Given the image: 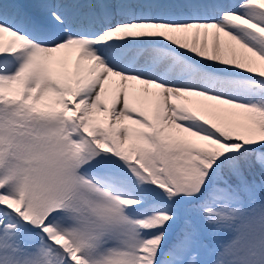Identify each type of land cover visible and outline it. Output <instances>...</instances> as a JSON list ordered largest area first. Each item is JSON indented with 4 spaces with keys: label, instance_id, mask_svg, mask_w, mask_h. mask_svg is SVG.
<instances>
[{
    "label": "rangeland",
    "instance_id": "obj_1",
    "mask_svg": "<svg viewBox=\"0 0 264 264\" xmlns=\"http://www.w3.org/2000/svg\"><path fill=\"white\" fill-rule=\"evenodd\" d=\"M70 1L73 3L68 4ZM70 1L23 0L25 13L12 14L5 10L8 7L3 9L14 18L29 14L59 30L51 33V28L44 30L37 25L51 41L36 45L45 49L42 51L0 31V55L8 54L10 58L0 61V101L18 100L21 106L30 107L29 112L36 113L33 118L26 112L9 113L5 117L0 108V140L8 137L12 150L11 155L7 152L0 157L3 190L12 198V205L17 199L24 203L23 210L30 221H20L17 210L0 215V264H77L78 257L72 250L78 249L84 251L92 264H137L142 241L137 225L145 228L156 224L139 204L125 203L119 195L96 185L95 181L104 173L118 178L124 175L131 186L138 185L145 194L157 195L171 203L180 217H184L185 211L179 197L191 200L204 189L192 152L169 147L166 159L162 160L163 172L156 157L149 158L151 163L144 161L148 173L166 188L174 189L177 199L148 183L146 174L138 169L131 170L134 173L122 170L113 156L94 157L93 145L60 113L74 115L82 123L92 120L114 130H125L139 122L138 114L133 111L137 106L143 112L155 108L160 115L158 130L192 141L212 138L189 126H186L188 133L182 136L164 125L167 122L165 106L170 110L173 123L183 122L175 118L176 111L187 107L240 135L256 132L255 123L250 121L252 114L263 116L264 121V106L249 94L247 87H240L230 79L219 80L218 74L264 73V22L253 17L243 5L250 2L264 6V0L212 1L204 3L203 7L196 4V8L190 1H181L182 13L176 5L164 6L165 0H130V5L126 6L130 14L140 13L142 18L156 20L143 19L131 25L128 22L118 32H114L115 27L110 31L100 27L103 20L99 19V12L106 2L113 0L102 3L90 0L88 4L93 2V6L94 3L98 6L95 11L91 10V4L86 7V24L89 25L88 20L96 13L98 21L94 25L98 24L102 37L95 42L96 33H90L85 26L86 34L71 35L73 42L56 47L54 44L72 34L68 28L76 27V21L84 19L81 16L84 9L79 4L86 0ZM149 4L155 6L150 8ZM121 13L118 7L114 14ZM0 27L4 31L9 29L6 25ZM101 72L105 74H99ZM118 73L152 83L149 87L138 83L125 85ZM98 78L106 83L108 94L101 103L87 102L82 95L93 88ZM195 88L211 97L195 94L189 97L192 94L188 90ZM62 89L66 91L61 92ZM166 89H170L167 96ZM121 94L125 105L113 111L112 105ZM44 108L53 112L50 118L40 120L38 111ZM2 123L8 127H2ZM129 133L132 136L128 142L134 146L135 133ZM20 138L21 144L15 143ZM119 141L118 146H123ZM128 156L132 157L133 153L122 155L126 161H133ZM259 161L264 162V154L259 155ZM136 199L140 202L141 197ZM233 199L213 210L221 222L211 228L205 226L203 230L196 228L198 241L187 240L184 244L188 250L183 253V260L174 264H264V207L252 206V201L238 203ZM125 207L140 214L137 218L125 217L121 212ZM48 218L49 225L39 230L35 224ZM201 222L210 223L203 219ZM53 226L62 234L56 242L44 236ZM203 232L210 234L214 242L212 249L204 244Z\"/></svg>",
    "mask_w": 264,
    "mask_h": 264
},
{
    "label": "trees",
    "instance_id": "obj_2",
    "mask_svg": "<svg viewBox=\"0 0 264 264\" xmlns=\"http://www.w3.org/2000/svg\"><path fill=\"white\" fill-rule=\"evenodd\" d=\"M262 15L264 17V12H262ZM248 84L250 85L251 94H254L261 101V104H264V75L251 78ZM183 114L185 119L190 121L195 127L209 131L217 138H224L227 141L238 143V148L235 151H227L212 143H191L189 141L174 139L166 134L160 136L157 132L152 134V138L147 140L146 145L154 148L175 143L196 149L198 151L200 170H202L203 175L202 180L205 181L207 189L211 188L212 190L224 184L223 178L227 177L226 171H229L230 167L241 168L243 174L246 172L249 182L242 183L237 179H229L226 184L228 191L245 194V186H251L250 184L264 185V173L256 165L254 162L255 158L253 157L255 148L264 145V128L262 126L259 127L257 133L242 134L240 136L234 135L229 131L224 132L220 128L215 127L214 124L208 125L204 120L188 112H184ZM130 130H134L135 134L140 133V131H135V129ZM259 192L260 194H264V189L259 188ZM184 203V217H180L174 208L171 209L172 207L169 208L167 205L166 207H162L163 212L167 213L165 216L157 214L158 210H156L153 204L147 206L148 208L151 207L153 214H156L159 221L168 219L170 216L172 220L167 223L166 227L158 228L155 233H152L146 239L147 243L141 245L140 255L138 256L140 257V264H146V260L150 263L155 261V264H170L175 256H180L181 252L184 251L185 246L183 243L191 233L195 232V227L201 230L204 229L206 224L201 222L202 219L209 220L210 224L213 223L215 213L211 212L210 206L220 203V201L206 190L201 198L184 201ZM81 264L89 263L85 257H82Z\"/></svg>",
    "mask_w": 264,
    "mask_h": 264
},
{
    "label": "bare ground",
    "instance_id": "obj_3",
    "mask_svg": "<svg viewBox=\"0 0 264 264\" xmlns=\"http://www.w3.org/2000/svg\"><path fill=\"white\" fill-rule=\"evenodd\" d=\"M107 17L108 18L106 19V22H105V25H104L103 28L106 29V26H109L108 29L116 27V28H114V32L120 31V29L123 26V22L126 21V20H129V19H133V20L140 21V22H142L143 19H147L149 22L156 20L154 17L142 18V15H140V13H135L133 15H126V14H123L122 13L118 17H115V16H107ZM21 20L22 21H19L18 22V25L26 28L27 27L26 20L23 17L21 18ZM2 21H4V22H2ZM5 21H7V23ZM12 21L13 20H9L8 21L7 19L0 17V24L1 25H4V26L7 25V27L13 29V27L14 26H17V24L15 22H12ZM4 29H5V27H4ZM0 31H2L4 33H7L8 35H12V34L6 32V31H4L1 28H0ZM23 35H27V34H23ZM12 36H14V35H12ZM18 36L24 39L23 36H21V35H18ZM15 38H16V36H15ZM21 38H19V39L22 42H24L25 44L27 43V44H29L32 47L34 46L37 51L45 50V49L36 47L31 42L29 43L28 41H25V40H23ZM38 40L39 39L36 40V39H33L32 38V42H37ZM126 70H129V69H126ZM100 71H102V69ZM148 73L149 72H147L145 74H148ZM99 74H105V73L104 72H101ZM117 76L122 79V83L125 84V85H128V84H131L132 85L133 83H138V84H142L143 86L149 87L150 86V83H152V82H149V81H146V80H142V79L136 78V77L124 76V75H121V74H119ZM103 83H104V80L98 78V80L95 83V85L93 86V88L92 89H89L87 92H85L82 95V98L83 99L86 98L85 100H87V102H91V101H100L101 102V101H103V99L108 94V92H107L108 90L105 89V84L106 83H104V85H103ZM171 91L174 92V90H172V89H171ZM188 92H189V94H192V96H189V97H193L194 94L196 96L197 95H205V96L211 97V96H209L208 93L207 94L206 93L204 94L203 91H200L198 88H195L193 90H188ZM164 93H165V95L168 94V93H170V89H166L164 91ZM124 99H125V97L122 94L118 97V99H117L118 101L116 102V104L114 106L115 110H118L119 108H121L124 105V103H125V100ZM166 99L167 98L164 99L165 105H167L166 102L168 101ZM167 116L168 115L166 114V117ZM164 125H167V126H169V128L174 129L178 134L186 135L188 133V129L183 124H181V123H173L170 119H167V122Z\"/></svg>",
    "mask_w": 264,
    "mask_h": 264
}]
</instances>
